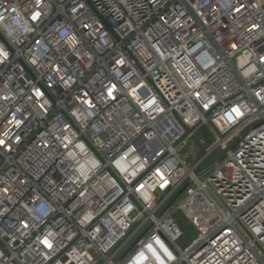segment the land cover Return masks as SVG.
I'll list each match as a JSON object with an SVG mask.
<instances>
[{
  "label": "clouds",
  "instance_id": "clouds-1",
  "mask_svg": "<svg viewBox=\"0 0 264 264\" xmlns=\"http://www.w3.org/2000/svg\"><path fill=\"white\" fill-rule=\"evenodd\" d=\"M168 2L106 0L113 19L124 21L123 36L136 35L127 45L128 54L115 51L104 60L98 54L114 45L85 14L84 0H0V155L9 159V144L15 152L37 121L47 122L16 161L19 167L0 172V240L8 239L7 254L0 249V264H49L77 236L81 239L55 264L62 260L98 264L100 257L112 264L107 254L141 219L140 205L143 212L153 210L140 228L154 226L143 239L139 236L125 264H264V247L257 248V242L264 245V179L243 163L225 162V171L217 167L214 176L222 183L231 180L246 186L247 194L236 200L235 212L225 211L206 181L187 175L186 157L175 146L182 130L172 115L175 108L188 125L208 123L210 118L219 133L231 135L264 116V52L260 51L264 0H179L167 19L161 17L163 23L143 31L141 17L158 13ZM66 3L72 7L65 10ZM189 8L195 16L187 15ZM54 12L66 13L67 19L57 18L46 32L41 31V22ZM85 38L92 41L91 49L85 47ZM20 58L37 74L36 81L27 77L25 67L17 62ZM97 63L100 67L85 83V72L91 73ZM148 77L167 94L168 104ZM39 81L46 82L53 95L80 85L70 103L56 101L71 122L52 113L53 101ZM234 92L238 94L233 97ZM226 97L233 98L226 101ZM261 136L264 130L254 133L240 155L230 153V158L239 160L256 141L258 147L264 146ZM215 139L222 143L219 135ZM255 167L264 169V163ZM181 177L180 186L189 178L194 185L175 210L182 211L199 233L183 249L177 243L182 230L171 213L157 215L162 205L156 203ZM42 178L39 185L33 183ZM29 186L32 195L24 201ZM72 197V204L63 208ZM250 200L257 202L241 219L253 239L233 227ZM17 203L22 211L12 212ZM58 211L64 215L47 224ZM41 226L43 231L33 238ZM226 226L229 231L219 238L222 242L213 241L210 234ZM201 242L208 243L206 252L217 243L215 253L204 260L190 257V250Z\"/></svg>",
  "mask_w": 264,
  "mask_h": 264
},
{
  "label": "built area",
  "instance_id": "built-area-1",
  "mask_svg": "<svg viewBox=\"0 0 264 264\" xmlns=\"http://www.w3.org/2000/svg\"><path fill=\"white\" fill-rule=\"evenodd\" d=\"M84 3L86 5V9L84 10L85 14L88 16L89 19L94 20L96 22L97 27L102 28L104 31H106L108 33V35L111 38V41L114 45V49H108V50L104 51L103 53H99L98 58L108 60L112 55H115V51H122V52L128 54L127 45L129 44V42L131 41L133 36L136 35V33H132L130 36H127V37L123 36L124 21L123 20L115 21L113 19V16L109 11V6L106 3V0H84ZM178 3H179V0H169V2L167 4H165L162 8H160L158 10V13L156 11H153L150 16H142L141 18L144 20V24L142 25V30L146 32L147 29L151 25H153L157 22L163 23V20L161 19V17H163V19H167V14H169L170 10L173 8V6L178 4ZM64 7H65V10H67L68 8H71L72 5L69 3H66L64 5ZM150 7H151V5H149V8ZM187 15L195 16V14L192 12V10L190 8L188 9ZM57 18L67 19V14L65 13L63 16H57L54 12L52 17H49L48 19H44L41 22V24H40L41 31L46 32L48 26L51 23H53L55 21V19H57ZM197 24H200V21L197 20ZM85 47H88L89 49H91L92 48V41L85 38ZM260 51L264 52V49H260ZM131 58L132 57L129 54V59H131ZM72 60L74 61L75 58H72ZM17 62L22 64L25 67V71H26L27 77L29 79H31L33 81L37 80V74L33 70L29 69L27 65L24 64V61L22 58L18 59ZM261 62L264 63V59H262ZM99 67H100L99 63L94 64L93 65V71L91 73L85 72V76L83 78L85 83L87 82L88 78ZM137 68L142 70V65L137 64ZM236 79L238 82L242 83V81H240V78L238 75H236ZM148 83L153 87V90L156 91L157 94L161 96V99L166 104H168V96H167V94H165L164 92H162L160 90L158 83L156 81L152 80L151 77H148ZM38 86L53 101L52 113H60V114L64 115L65 119H67L71 122V117H69L67 115V112L65 111V109L56 107V101L57 100H63L65 102V104L67 105L68 103L71 102L73 93L77 92L79 90L80 85L78 84V85L74 86L71 91H69L68 93L62 94V95H53V90L49 89L46 86V82H44V81H39ZM54 87H57L58 92L61 91V89H59L58 86H54ZM237 94H238V92H234L233 97ZM177 95H178V93H177ZM233 97H226L225 100L228 101V100L232 99ZM208 111L211 112L212 109H209ZM52 113H49L50 117H51ZM172 115L176 118L177 126L182 130L181 134H178V139L175 141V146L180 150V154L182 156L186 157L187 167L189 169V173L187 175L189 177L195 176L196 178L200 179L201 181H206L207 186H208V190L211 192L212 196L216 199V201H218L219 206L221 208H223L225 211H228L229 209H231L233 212H235L234 205H235L236 200L242 199L243 195L247 194L246 191H244L246 186L243 184H240L238 182H232L231 180H228L227 182L222 183L221 181L216 179V177L214 176V172H215L217 167H220L221 171H225V167H224L225 162H227V164H229V165L243 163V164H245V166H247L249 168L250 172H257V176L261 179H264V169L257 170V168L255 167V165L257 163H264V152H262V150H261L262 147H264V146L258 147L259 141H256L255 143L250 144L247 148V151L243 154V156H240L239 160L234 161L230 158V155H229L230 153L240 155V150H241L242 146H244L245 144H248L249 138L254 133H259L262 130H264V116H261L258 120L253 121L252 124L250 125L251 127L243 135H242V131L245 128H247L248 126L241 128L239 132H236L234 135H231V133H223V134L219 133L215 129V126L212 124L210 118H209L208 123H203V122L198 121L195 125H188L184 122L183 117L180 115V113L178 111H176L175 108L172 109ZM206 115H207V113H206ZM41 124L46 126L47 122L46 121H37L36 126L33 127V131L31 133H29L26 138L23 139L22 143H19L16 146L15 152H13L12 145L9 144V147L6 151H7L10 158L6 159L5 156L0 155V157H1L0 172L6 173L9 170V168L19 167V165L16 163V161L19 160L20 156L27 150L28 146L33 143L37 134L43 130L40 127ZM202 126H207L211 132V135L214 138L213 141H211V143H209L208 145H205L206 144V138L200 137L197 134ZM186 127L192 128V132L187 133ZM192 134L197 136V138L200 140L201 144L204 146V148L207 151H211L214 148L224 149L229 144L233 143L234 141H237V142L227 152V154L224 155L221 159H219L213 165L206 168L204 171L196 174L194 172V169L197 166V164L199 163V161L202 159L203 154L200 151L198 145L193 141ZM21 135L23 137L24 134L21 133ZM217 135L220 136L222 143L216 142L215 138ZM225 137H230V138L225 139ZM261 139H264V136H261ZM190 143H192L200 151V156H198V158L195 159L193 162L188 161V157L190 156L192 151H190L189 153H186L185 155L182 154L184 149L187 148V146H189ZM191 147L193 148V146H191ZM93 151L95 152V149H93ZM96 154L99 157H102V155H103L100 152H97ZM245 157H246V159H245ZM24 175L27 176L28 174L24 173ZM200 176H203V177H200ZM114 178H116V177L114 176ZM28 179H29V181H31L30 176L28 177ZM183 179L184 178L181 177L176 185L170 186L162 195H160L156 201L157 205H159L161 203V201L166 196H168ZM42 181H43V178L41 179V181L33 182V183L39 185L40 183H42ZM193 185H194V181L190 178L187 186L185 187V189L183 190L182 193H184V195H185L187 190L190 187H192ZM41 191L43 192V194L45 196L49 195L47 192H44L43 189H41ZM182 193L180 195H182ZM31 195H32V187L29 186L28 191L22 197V200L27 201ZM184 198H185V196H184ZM74 199H75V197H72V198L68 199L67 201L63 202V205H62L63 208L67 209L69 207V205L72 204ZM256 202L257 201H255V200H250L248 203V207L240 210V214L238 217H236V222L233 225V227L237 228V230L243 236L247 237L248 239H253V237H251L250 233L247 230V225L244 223V221H243V219H241V217L245 216L247 211L250 210V208ZM173 203L170 207H168L162 213L161 217L171 213L172 220L180 227V229L183 232V235L180 237V239H181L182 237H184L185 231L183 230V228L180 226V224L174 218L173 213L175 212V209L172 210ZM19 211H22V209H21L20 203H17V205L15 207H12V212H19ZM138 211H141L143 213L141 219L137 220L134 224H132L130 226V228L127 231V234L123 238L118 240L114 244V246L111 248L109 253L107 254L108 257L111 258L112 264H125V260L135 250L136 245L139 243V240L137 239L134 242V244L132 246H130L125 251V253L118 259H116L117 252L119 251V249H121V247L129 239L133 238L137 234V230L141 227L142 223L144 222V218L150 216L152 214L153 210H149L148 212H143V206L140 205V207L138 208ZM63 215H64L63 212H60V211L56 212L55 214H53L52 216H50L48 218L47 224L53 223L54 221H56L57 219H59ZM4 219L7 221V220H9V217L6 216ZM65 219H67V218L65 217ZM23 223L27 224V221L24 220ZM189 223L191 224V226L195 230L196 235L188 243H186V245H184V246L180 245L177 241V243L181 246L182 249L187 248L188 245L191 244V242L199 235V233H198L196 227L193 225V223H191L190 221H189ZM153 226L154 225L150 224L143 231L144 233L141 234L140 239H143L144 236H146L149 232H151ZM39 231H43V226H41L39 229H37V231H34L32 233V237L34 238L35 235L37 234V232H39ZM227 231H229V228L226 226L225 228L220 229L216 233L210 234L211 239L213 241H216L217 243L222 242L221 240H219V238L222 237L224 232H227ZM161 236H162V238H164L167 241V237H164L162 233H161ZM78 239H81V237L77 236L76 239H74L71 243L67 244L66 247L61 250V252L58 254L57 257H54L52 261H49V264H55V260L57 258H62L64 255V252L67 251V248H69L73 244H75ZM7 243H8L7 237H5L3 240H0V249H3L6 252V254H7V247H6ZM15 243H16V246L19 247L20 242L17 240ZM27 243H29L28 240L25 241V244H27ZM217 243H213L211 251L206 252L205 249L208 248V243L207 242H201V243L197 244L193 249L190 250L189 256L191 257L192 255H196V256H198V258L200 260H204L205 258H207V257H209L215 253ZM261 247H264V245H261V244H259V242H257V248H261ZM62 264H67V261L62 260ZM98 264H105V261L102 257L98 258ZM229 264H231V261L229 262Z\"/></svg>",
  "mask_w": 264,
  "mask_h": 264
},
{
  "label": "water",
  "instance_id": "water-1",
  "mask_svg": "<svg viewBox=\"0 0 264 264\" xmlns=\"http://www.w3.org/2000/svg\"><path fill=\"white\" fill-rule=\"evenodd\" d=\"M251 126H248L242 131V135L250 128ZM187 133L192 132V128L186 127ZM192 139L193 141L198 145L200 151L203 154L202 159L199 161L197 166L194 169V172L196 174L204 171L206 168L209 166L213 165L216 161L221 159L224 155L227 154V152L236 144L237 141H234L233 143L229 144L226 148H214L211 151H207L204 146L201 144L200 140L197 138L196 135L192 134ZM190 179V178H189ZM188 179V182H189ZM183 181V180H182ZM182 181L175 187V189L168 195L166 196L159 205H162L158 210H157V215H162V213L172 205V203L179 197V195L183 192L185 187L187 186L188 183L183 184V186H180ZM150 225L146 224L140 230L137 232V234L129 239L122 247L119 249V251L116 254V259L120 258L125 251L134 244V242L141 236L143 231Z\"/></svg>",
  "mask_w": 264,
  "mask_h": 264
},
{
  "label": "rangeland",
  "instance_id": "rangeland-1",
  "mask_svg": "<svg viewBox=\"0 0 264 264\" xmlns=\"http://www.w3.org/2000/svg\"><path fill=\"white\" fill-rule=\"evenodd\" d=\"M197 134L200 137L206 138V144L205 145H208L214 139L207 126H202ZM191 146H193V148ZM190 151H192V152H191L190 156L188 157V161L193 162L195 159L198 158V156H200V151L192 143H190L189 146H187V148L184 149L182 154L185 155L186 153H189ZM0 165H1V157H0ZM200 177H203V176H200ZM184 196H185L184 193H182V195H180L174 201L173 206H172V210L176 209V206L179 204V202H181L184 199ZM173 214H174L175 220L180 224V226L185 231L184 237H182L181 239L178 240V243L180 245L184 246V245H186V243H188L196 235V232L182 211L175 210V212Z\"/></svg>",
  "mask_w": 264,
  "mask_h": 264
}]
</instances>
